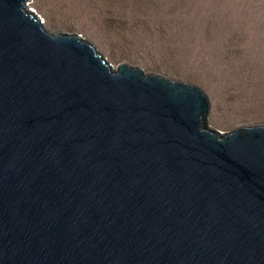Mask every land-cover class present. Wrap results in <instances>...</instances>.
Instances as JSON below:
<instances>
[{"label": "water", "instance_id": "95a60500", "mask_svg": "<svg viewBox=\"0 0 264 264\" xmlns=\"http://www.w3.org/2000/svg\"><path fill=\"white\" fill-rule=\"evenodd\" d=\"M0 0V264H264V124Z\"/></svg>", "mask_w": 264, "mask_h": 264}, {"label": "rangeland", "instance_id": "374dc122", "mask_svg": "<svg viewBox=\"0 0 264 264\" xmlns=\"http://www.w3.org/2000/svg\"><path fill=\"white\" fill-rule=\"evenodd\" d=\"M51 34L79 35L121 64L201 88L207 130L264 124V0H31Z\"/></svg>", "mask_w": 264, "mask_h": 264}]
</instances>
